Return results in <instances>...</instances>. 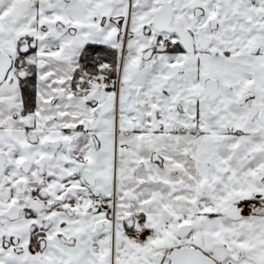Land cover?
<instances>
[{"label": "snow or ice", "instance_id": "obj_1", "mask_svg": "<svg viewBox=\"0 0 264 264\" xmlns=\"http://www.w3.org/2000/svg\"><path fill=\"white\" fill-rule=\"evenodd\" d=\"M0 264H264V0H0Z\"/></svg>", "mask_w": 264, "mask_h": 264}]
</instances>
